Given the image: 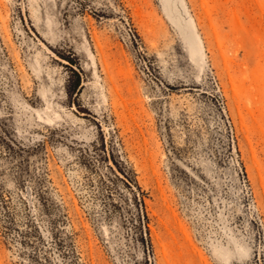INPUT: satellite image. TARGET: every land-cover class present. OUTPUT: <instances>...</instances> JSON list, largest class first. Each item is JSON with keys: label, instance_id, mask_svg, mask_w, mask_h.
Masks as SVG:
<instances>
[{"label": "rangeland", "instance_id": "374dc122", "mask_svg": "<svg viewBox=\"0 0 264 264\" xmlns=\"http://www.w3.org/2000/svg\"><path fill=\"white\" fill-rule=\"evenodd\" d=\"M173 1L0 0V264H264V0Z\"/></svg>", "mask_w": 264, "mask_h": 264}, {"label": "bare ground", "instance_id": "6f19581e", "mask_svg": "<svg viewBox=\"0 0 264 264\" xmlns=\"http://www.w3.org/2000/svg\"><path fill=\"white\" fill-rule=\"evenodd\" d=\"M166 9L168 11L169 16L174 21H178L180 23V28L182 29L186 39L189 41L194 56L197 57L202 55L200 42L196 32V26L192 19H185L182 12L178 9L176 2H174L173 0H166Z\"/></svg>", "mask_w": 264, "mask_h": 264}]
</instances>
